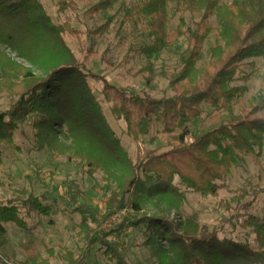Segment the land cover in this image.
Instances as JSON below:
<instances>
[{
	"label": "trees",
	"instance_id": "1",
	"mask_svg": "<svg viewBox=\"0 0 264 264\" xmlns=\"http://www.w3.org/2000/svg\"><path fill=\"white\" fill-rule=\"evenodd\" d=\"M83 1L89 5L86 14L92 16L119 0ZM167 3L168 0H137L124 14L126 22L145 20L149 39L145 52L166 51L179 58V69L169 76V85L186 81L190 87L188 91L156 98L145 91L134 94L118 88L104 76L84 73L73 64L53 68L45 78L37 76L31 68L14 61L6 49L31 60L25 42L52 37L54 50L74 59L62 35H78L79 31L71 26L68 16L60 24L53 23L38 0H0V68L19 75L18 79L0 78V94L5 92L14 99L7 107L0 105V145L13 147L17 134L27 125L35 149L73 159L90 176L103 172V179L113 186L114 202L134 212L124 219L128 226L144 228L142 245L149 248V259L155 264H264V217L244 213L239 224L249 231L250 242H239L219 236L217 229L208 231L194 219L174 221L162 214L180 209L184 200L182 187L204 197L217 195L224 187L219 182L243 162L244 155L259 154L264 145V117L242 119L231 106L242 93L241 87L233 85L246 76L240 75L241 66L252 65L253 61L247 60L264 56V0H232L224 4L217 0H174V12L181 18L173 27ZM57 5L59 13L77 9L72 0H58ZM185 14L195 19L192 25L183 19ZM114 18L107 17L90 34L107 31ZM212 18L216 20L219 41L207 48L208 61L197 67L205 40L214 31ZM180 39L186 42L184 49ZM145 67L150 69L151 63L148 61ZM87 76L102 82L103 100L111 116L124 123L129 138L138 142L157 125L165 150L137 147L132 159L105 120L101 103L86 84ZM146 82L150 79L146 78ZM256 101L253 111L263 109L264 95H258ZM204 104L225 109L230 118L209 132L191 135L189 123L202 116ZM249 187L247 183L237 189V195L246 196ZM258 192L250 193L243 209L250 208ZM14 193L13 199L0 201V264H49L51 250L43 257L30 238L24 244L25 260L11 261L3 255L8 224L30 230L27 219L32 212L50 213L49 206L31 191ZM68 195L76 202V193ZM149 204L161 214L147 212ZM71 212L80 215L77 234L83 243L90 247L99 242L106 264H130L115 241L106 240V233L100 235L92 228L97 220L90 207L76 205ZM66 258L68 264H83V257L76 259L69 253Z\"/></svg>",
	"mask_w": 264,
	"mask_h": 264
},
{
	"label": "rangeland",
	"instance_id": "2",
	"mask_svg": "<svg viewBox=\"0 0 264 264\" xmlns=\"http://www.w3.org/2000/svg\"><path fill=\"white\" fill-rule=\"evenodd\" d=\"M38 1L53 23L60 24L68 16L71 26L77 28L79 34L62 35L74 59L56 52L52 37L29 39L25 42V45L29 46L26 52L31 60L25 58L26 55L20 57L18 52L6 49V53L14 61L31 68L37 76L45 78L53 68L73 64L84 73L104 76L112 85L134 94L145 91L153 97L161 98L189 90L186 81H181L173 87L169 85V76L179 69L177 56L166 51L145 52L144 48L149 44L145 20L124 21L125 12L137 0H119L113 7L92 16L86 14L89 5L83 0H72L77 5L76 11L68 10L64 13L57 11L58 0ZM231 1L217 0L219 4ZM113 15L115 18L107 31L99 35L90 34L100 27L107 17ZM167 15L170 27L178 24L181 16L174 12V0H168ZM182 17L189 25L195 20L188 14ZM210 24L214 31L205 40L197 67L208 61L207 48L219 41L215 18L210 20ZM179 44L183 49L186 47L184 39H180ZM148 61L151 63L150 69L145 67ZM249 61H253L252 65L246 63L241 66L240 75L246 76L233 83L242 88V93L233 100L231 106L236 116L251 120L264 117V108L253 111L257 106L258 95H264V56L247 60ZM2 77L18 79L19 75L0 68V78ZM146 78L150 79L149 83ZM86 84L101 103L105 120L115 137L132 159L135 160L137 147L165 150L163 140L156 132L157 125L149 134L141 136L139 141L135 142L126 135L124 123L111 116L108 104L104 102L101 94L102 82L87 76ZM13 100L5 92L0 94L1 107H7ZM203 107L202 116L189 123L188 131L191 135L209 132L230 118L225 109H214L208 104ZM31 139L32 132L26 125L16 136L17 147L0 145V201L13 199L15 190L27 189L38 196L43 204L49 206L50 213L40 215L32 212L31 217L27 219L30 230H21L13 224H8L4 257L11 261L25 260L24 244L30 238L43 257L49 253L48 249L51 250L49 264H68L66 257L69 253L76 259L83 257V264H106L100 243L96 242L88 247L77 234L80 215L71 211L76 205H81L90 207L96 213L97 222L91 225L92 228L100 235L106 233V240L115 241L130 264H155L149 259V248L142 245L146 238L144 228L128 226L127 220L124 219L134 212L126 206L119 207L114 202L113 186L103 179L104 173L99 171L90 176L85 172V167L73 159L56 157L48 150L35 149ZM219 183L224 187L217 195L206 197L182 187L184 200L180 209L165 211L162 214L174 221L194 219L208 231L219 230L221 237L250 242L249 231L240 226L239 219L246 212L264 217V145L259 154H245L243 162L234 167L230 175ZM247 183L250 185L248 194L244 197L238 196L236 190ZM253 190H259L256 199L248 210L243 209L242 204L247 202ZM68 192L76 193V202L71 201ZM147 212L159 215L162 211L149 204ZM123 220L124 224L119 230ZM161 243L166 248L169 247L167 242Z\"/></svg>",
	"mask_w": 264,
	"mask_h": 264
}]
</instances>
